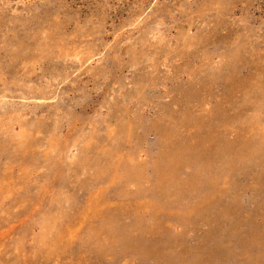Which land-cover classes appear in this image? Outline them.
<instances>
[{"label": "rangeland", "instance_id": "obj_1", "mask_svg": "<svg viewBox=\"0 0 264 264\" xmlns=\"http://www.w3.org/2000/svg\"><path fill=\"white\" fill-rule=\"evenodd\" d=\"M0 264H264V0H0Z\"/></svg>", "mask_w": 264, "mask_h": 264}]
</instances>
